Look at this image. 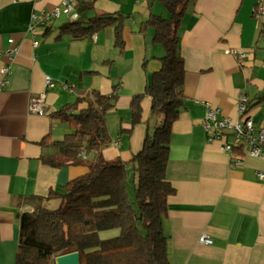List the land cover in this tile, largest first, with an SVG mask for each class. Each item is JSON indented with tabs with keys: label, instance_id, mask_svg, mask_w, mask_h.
Segmentation results:
<instances>
[{
	"label": "crops",
	"instance_id": "0c3cea01",
	"mask_svg": "<svg viewBox=\"0 0 264 264\" xmlns=\"http://www.w3.org/2000/svg\"><path fill=\"white\" fill-rule=\"evenodd\" d=\"M59 0H0V49L7 39L19 44L8 65V83L0 90V264H14L18 249V213L48 203L50 190L62 192L70 179L87 170L85 164L52 167L39 156L44 136L59 139L69 130L49 113L96 89L118 96L106 116L110 142L104 158L129 161L152 133L160 116L150 114V98L141 100V121L130 133V99L141 92L159 68L163 48L152 42V30L137 28L150 12L164 14L158 0H82L87 15L121 12L132 16L122 30V49L114 46L113 27L90 37L57 36L65 16L43 28L29 30L31 13ZM264 0H193L179 26L184 61V105L172 123L166 178L175 191L167 198L163 223L170 264H264V155H244L241 163L208 141L201 126L205 102L235 118L244 94L254 124L264 114V19L253 15ZM37 44L34 45L33 41ZM226 49H248L238 60ZM46 89L43 113H32L28 101ZM1 76V73H0ZM66 85V87L64 86ZM262 97V98H261ZM86 103H79V107ZM117 143H116V142ZM85 159L91 154L84 155ZM258 173H262L260 177ZM205 233L210 242H201Z\"/></svg>",
	"mask_w": 264,
	"mask_h": 264
},
{
	"label": "trees",
	"instance_id": "16d2710c",
	"mask_svg": "<svg viewBox=\"0 0 264 264\" xmlns=\"http://www.w3.org/2000/svg\"><path fill=\"white\" fill-rule=\"evenodd\" d=\"M167 12H150L138 32L152 30V42L163 48L159 68L143 90L134 93L129 107L130 133L141 121V100L150 98V114L160 116L150 135L129 161L106 159L101 150L110 142L106 124L115 107L117 88L109 94L96 89L49 113L66 122L69 130L59 139L44 136L39 159L52 167L85 164L87 170L65 183L63 191L50 190L47 198L59 199L55 208L38 206L18 213V249L14 264H56L61 254L76 251L79 264H170L163 223L167 198L175 189L166 178L172 123L184 105V61L179 49L181 19L193 0H158ZM83 3V2H82ZM78 5L80 16L59 26L57 36L90 37L113 27L114 46L122 49V30L131 14L121 12L87 15L90 5ZM264 98V95L262 96ZM261 97V98H262ZM86 104L79 107V103ZM247 104V110L249 109ZM91 154L88 159L84 155ZM115 229L111 236L101 232Z\"/></svg>",
	"mask_w": 264,
	"mask_h": 264
},
{
	"label": "built area",
	"instance_id": "2783aa9c",
	"mask_svg": "<svg viewBox=\"0 0 264 264\" xmlns=\"http://www.w3.org/2000/svg\"><path fill=\"white\" fill-rule=\"evenodd\" d=\"M82 0H59L51 8L33 11L31 13L29 30L35 32L47 25L55 18L65 16L68 21L79 18L78 5ZM253 15L264 19V2L259 1L253 9ZM8 46L0 49V57L13 58L18 52L19 44L13 38L7 39ZM36 45L37 41L34 40ZM227 53L232 54L238 60L244 59L248 55V49H226ZM10 72L8 65H3L0 69V90L8 83L7 75ZM55 85L54 80L49 75L44 78L45 90L34 93L28 101V109L32 113L42 114L43 105L46 97V89ZM66 87V85H64ZM248 100L244 94L240 95L236 108L237 116L232 118L224 115L220 108L205 102V111L201 119V126L206 134L208 141L218 140L220 148L228 153L235 163H241L244 155L258 157L264 155V114L262 122L254 124L250 115L247 114ZM116 142V141H115ZM118 142V141H117ZM116 142V143H117ZM260 177L262 173H258ZM201 242H210V238L202 233L199 237Z\"/></svg>",
	"mask_w": 264,
	"mask_h": 264
},
{
	"label": "water",
	"instance_id": "95a60500",
	"mask_svg": "<svg viewBox=\"0 0 264 264\" xmlns=\"http://www.w3.org/2000/svg\"><path fill=\"white\" fill-rule=\"evenodd\" d=\"M56 264H79V254L76 251L61 254L55 258Z\"/></svg>",
	"mask_w": 264,
	"mask_h": 264
},
{
	"label": "rangeland",
	"instance_id": "374dc122",
	"mask_svg": "<svg viewBox=\"0 0 264 264\" xmlns=\"http://www.w3.org/2000/svg\"><path fill=\"white\" fill-rule=\"evenodd\" d=\"M164 14L167 15V12H164ZM60 123H61V125H65L66 127L69 128L68 123H66V122H60ZM58 204H59V199L58 198H55V199H51L47 204L45 203L44 206H46L48 208H55V207L58 206ZM116 233H117V230L110 229V230H106V231L101 232V236H106L107 237V236L114 235Z\"/></svg>",
	"mask_w": 264,
	"mask_h": 264
}]
</instances>
